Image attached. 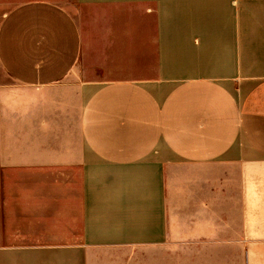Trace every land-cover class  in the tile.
<instances>
[{
	"label": "crops",
	"instance_id": "0c3cea01",
	"mask_svg": "<svg viewBox=\"0 0 264 264\" xmlns=\"http://www.w3.org/2000/svg\"><path fill=\"white\" fill-rule=\"evenodd\" d=\"M171 242L264 264V0H0V264Z\"/></svg>",
	"mask_w": 264,
	"mask_h": 264
},
{
	"label": "rangeland",
	"instance_id": "374dc122",
	"mask_svg": "<svg viewBox=\"0 0 264 264\" xmlns=\"http://www.w3.org/2000/svg\"><path fill=\"white\" fill-rule=\"evenodd\" d=\"M170 245V264H228L227 258L217 259L212 256V254L215 253L212 250H216V248L210 246V244L201 246L196 243L178 244L176 242H171ZM153 254H155V258L161 259L163 251L159 250L155 253L150 250L141 251L139 253V261L141 264H148V257H153Z\"/></svg>",
	"mask_w": 264,
	"mask_h": 264
}]
</instances>
